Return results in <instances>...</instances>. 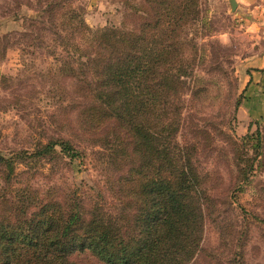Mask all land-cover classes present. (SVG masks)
I'll return each instance as SVG.
<instances>
[{
    "label": "rangeland",
    "instance_id": "1",
    "mask_svg": "<svg viewBox=\"0 0 264 264\" xmlns=\"http://www.w3.org/2000/svg\"><path fill=\"white\" fill-rule=\"evenodd\" d=\"M192 10L170 30L168 15H158L167 10L157 0H0V157L14 159L11 175L0 161V212L8 209L4 199L14 201L21 193L75 199L86 210L112 218L127 211L131 197L122 178L127 159L112 148L120 149L129 136L111 120L98 124L82 113L93 99L69 68L73 64L80 75L71 57L77 52L69 53L75 32L69 18L72 13L83 17L91 29L116 26L139 34L158 19L173 52L183 54L191 69L182 77L187 82L177 139L213 178V212L199 248L185 264H264V167L253 166L237 186L235 164H244L246 152H253L234 151L228 141L258 128L264 132V119L247 130L238 128L243 62L264 52V17L237 3L232 8L229 0H197ZM59 33L69 46L56 42ZM76 35L79 41L82 34ZM57 139L68 140L77 154L70 156L59 145L41 156L28 154ZM74 258L103 264L91 255Z\"/></svg>",
    "mask_w": 264,
    "mask_h": 264
},
{
    "label": "trees",
    "instance_id": "2",
    "mask_svg": "<svg viewBox=\"0 0 264 264\" xmlns=\"http://www.w3.org/2000/svg\"><path fill=\"white\" fill-rule=\"evenodd\" d=\"M157 3L167 10L158 15H168L164 19L170 30L197 6V0ZM69 26L75 30L69 53L77 52L71 57L80 75L73 64L69 68L93 99L82 113L98 124L111 120L129 136L112 151L127 159L122 178L131 199L127 211L115 218L95 208L86 210L75 199L48 194L4 199L8 209L0 212V264H81L74 257L83 254L103 264H185L199 248L214 207L212 173L200 170L189 147L177 139L181 90L187 82L182 77L191 69L183 54L173 52L158 19L140 34L116 26L91 29L73 13ZM156 28L160 37L155 36ZM76 34H82L79 41ZM55 39L67 45L60 33ZM228 141L234 151L247 147L253 152H246L244 164H235L238 175L232 181L238 186L253 166L264 167V132L258 128L241 138L229 136ZM55 145L70 156L77 154L66 139L50 140L28 154L41 156L54 151ZM0 161L11 175L14 159Z\"/></svg>",
    "mask_w": 264,
    "mask_h": 264
},
{
    "label": "crops",
    "instance_id": "3",
    "mask_svg": "<svg viewBox=\"0 0 264 264\" xmlns=\"http://www.w3.org/2000/svg\"><path fill=\"white\" fill-rule=\"evenodd\" d=\"M238 7H245L264 17V0H237ZM242 74L243 97L238 107V128L247 130L254 121L264 119V52L244 58Z\"/></svg>",
    "mask_w": 264,
    "mask_h": 264
},
{
    "label": "water",
    "instance_id": "4",
    "mask_svg": "<svg viewBox=\"0 0 264 264\" xmlns=\"http://www.w3.org/2000/svg\"><path fill=\"white\" fill-rule=\"evenodd\" d=\"M230 6L234 8L236 6V0H229Z\"/></svg>",
    "mask_w": 264,
    "mask_h": 264
}]
</instances>
